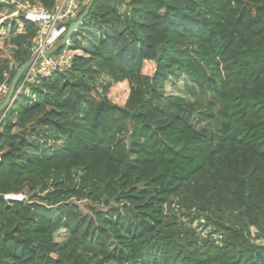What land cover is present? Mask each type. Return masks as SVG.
Returning a JSON list of instances; mask_svg holds the SVG:
<instances>
[{
  "label": "trees",
  "instance_id": "1",
  "mask_svg": "<svg viewBox=\"0 0 264 264\" xmlns=\"http://www.w3.org/2000/svg\"><path fill=\"white\" fill-rule=\"evenodd\" d=\"M20 3L55 0H0V86L39 29ZM92 15L86 42L78 29L54 55L82 52L22 85L25 70L0 121V264H264V0H95ZM191 52L215 61L222 126L181 105H202L193 84L194 99L166 93L183 74L199 88ZM123 124L128 145L112 148ZM38 129L55 143L33 142ZM74 197L133 216H89Z\"/></svg>",
  "mask_w": 264,
  "mask_h": 264
},
{
  "label": "rangeland",
  "instance_id": "2",
  "mask_svg": "<svg viewBox=\"0 0 264 264\" xmlns=\"http://www.w3.org/2000/svg\"><path fill=\"white\" fill-rule=\"evenodd\" d=\"M20 8H24V3H20ZM30 9H36L39 8L38 3L30 4V6H26ZM124 9V7H123ZM18 13H12L9 16L16 15ZM97 25V19L94 17V15L90 17H86L83 20V23L80 25L79 29L81 30L80 35L77 36L78 41L85 43L86 39L90 36V33L94 32V28ZM73 36V35H72ZM71 36V37H72ZM68 40V42L71 44L72 39ZM74 37V36H73ZM61 39H58L55 44L59 45L61 43ZM69 44V45H70ZM81 50H73L70 47L65 51V53L61 57H65V59H71L72 56L76 53H81ZM12 52L9 46L4 44L3 41L0 42V58H11ZM194 59V60H193ZM192 63L191 66L186 69V72L189 70H196L199 71V78H198V85H195V82L191 81L187 74H183L182 78L178 81H169L166 84V93L168 95H178L183 97H190L191 99H194V96L188 91V83L193 84L194 87L197 88L198 91H201V97L200 101L202 102V105L199 104V102H187L182 101L181 105L183 107H186L189 111H197L199 114L197 115V112L194 113V119L196 121V124L205 128H209L208 124L210 121H213L216 125L222 126L223 123L222 120V107L214 102L216 101L217 97H219V101L222 98L223 93V87L219 83V79L216 78V72L217 69L215 67V61L212 60V58H204L199 60L198 55L195 52L188 53L186 55H183L182 61H189ZM41 62V60L39 61ZM44 69L48 70L47 74L55 70V66H52L51 62H44ZM46 66V67H45ZM219 78V77H218ZM200 79V80H199ZM219 83V84H218ZM3 84H5L3 86ZM2 86H0V104L4 102V100L7 97L9 88L11 86V83L5 82ZM5 113L4 111L0 112V121L4 117ZM218 117L217 120L215 118ZM221 115V117L219 116ZM2 127V126H0ZM14 128V127H13ZM214 128V127H213ZM212 128V129H213ZM16 129V128H14ZM220 130L215 127L212 132L219 133ZM131 128L130 124H123L122 129L119 130L114 134L112 137V140L110 141V146L112 148H119V147H126L128 145V142L130 140L131 135ZM30 139L33 140V142H36L38 144L42 145H51L55 143V132L51 130H43L38 129L36 133L30 135ZM72 203H75L79 206V208L82 210L83 213L89 215V216H98V214L102 213H109L111 210H118L120 211L121 215L123 216H133V210H128L127 208L123 207L119 203H116L114 201H109L106 199H103L99 202H92L91 200H88L87 198H81V197H74L72 198ZM192 225L197 227V231L199 232L200 237L207 235L210 231V228H202L201 226H198L197 222H194ZM254 229V228H253ZM215 237H217V234L214 233Z\"/></svg>",
  "mask_w": 264,
  "mask_h": 264
},
{
  "label": "built area",
  "instance_id": "3",
  "mask_svg": "<svg viewBox=\"0 0 264 264\" xmlns=\"http://www.w3.org/2000/svg\"><path fill=\"white\" fill-rule=\"evenodd\" d=\"M10 1L14 2L15 0ZM89 1L90 0H55V4L51 9H46L38 4L39 8H37V10L26 7L28 5L30 6V4H24V8L21 9L25 11L27 18L37 22L39 29L31 50V58L35 57L36 59L26 69L27 74L22 85L26 80H30L37 73L46 74L49 72V69H44V62H51L50 64L55 66V69L61 68L70 62L69 59L61 57L65 52L62 55H54L50 54L49 50L57 46L55 42L58 39H63L65 37L70 24L81 16ZM14 13H18V11ZM69 39L70 38L67 39L65 44L67 46L70 44L68 42ZM40 60L41 62H39ZM4 85L5 84H3V86ZM22 85L19 87V92Z\"/></svg>",
  "mask_w": 264,
  "mask_h": 264
},
{
  "label": "water",
  "instance_id": "4",
  "mask_svg": "<svg viewBox=\"0 0 264 264\" xmlns=\"http://www.w3.org/2000/svg\"><path fill=\"white\" fill-rule=\"evenodd\" d=\"M95 0H90L87 7L85 8L84 12L81 14V16L76 20L73 21L68 30L67 33L65 35V37L61 40V43L53 48H51L49 50L50 54H54L55 52H57L59 49H61L62 47L65 46L66 41L68 38H70L80 27V25L83 23V20L87 17V15L89 14L90 8L92 7L93 3ZM35 57H32L29 61H27L26 63H24L16 72L15 76L12 79L11 82V86L9 88L8 94L6 99L4 100L3 103L0 104V112L4 111V113H6V111L8 110V108L10 107V105L13 103L16 95L19 92V89L16 90L18 81L20 79V76L22 75V73L35 61ZM7 197H11V198H22V195H15V194H10L7 195ZM195 242H199V238H194L193 239ZM176 241L178 243H180L181 245H185L186 241L181 240V235L179 234L178 237L176 238Z\"/></svg>",
  "mask_w": 264,
  "mask_h": 264
}]
</instances>
